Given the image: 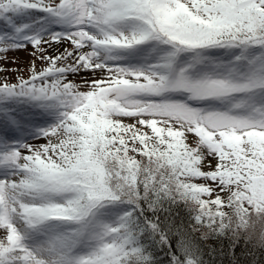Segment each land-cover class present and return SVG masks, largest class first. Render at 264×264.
Listing matches in <instances>:
<instances>
[{
	"label": "snow or ice",
	"instance_id": "obj_1",
	"mask_svg": "<svg viewBox=\"0 0 264 264\" xmlns=\"http://www.w3.org/2000/svg\"><path fill=\"white\" fill-rule=\"evenodd\" d=\"M0 264H264V0H0Z\"/></svg>",
	"mask_w": 264,
	"mask_h": 264
},
{
	"label": "rangeland",
	"instance_id": "obj_2",
	"mask_svg": "<svg viewBox=\"0 0 264 264\" xmlns=\"http://www.w3.org/2000/svg\"><path fill=\"white\" fill-rule=\"evenodd\" d=\"M17 55L20 57L22 62L27 59L26 53L21 52V53H17Z\"/></svg>",
	"mask_w": 264,
	"mask_h": 264
}]
</instances>
